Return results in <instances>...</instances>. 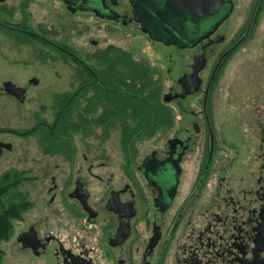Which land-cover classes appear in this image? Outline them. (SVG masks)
Listing matches in <instances>:
<instances>
[{
	"label": "flooded vegetation",
	"instance_id": "obj_1",
	"mask_svg": "<svg viewBox=\"0 0 264 264\" xmlns=\"http://www.w3.org/2000/svg\"><path fill=\"white\" fill-rule=\"evenodd\" d=\"M47 1L169 48V84L165 92L157 83L135 88L129 51L108 44L99 65L73 54L86 76L73 92L57 94L51 123L0 126L12 137L0 138V207L14 211L4 240L10 264H264V63L237 65L227 79L229 59L255 31L264 0H251L246 13L245 0H225L211 13L203 12L210 0ZM24 18L10 27L37 35ZM162 19L167 31L155 34ZM4 82L1 92L23 103L26 87L20 100ZM100 104L109 111L99 124L73 115ZM230 111L252 143L224 142L216 114ZM166 124L171 134L137 155L145 133ZM97 129L100 144L120 132L117 154L97 152ZM32 136L37 155L26 150Z\"/></svg>",
	"mask_w": 264,
	"mask_h": 264
},
{
	"label": "rangeland",
	"instance_id": "obj_2",
	"mask_svg": "<svg viewBox=\"0 0 264 264\" xmlns=\"http://www.w3.org/2000/svg\"><path fill=\"white\" fill-rule=\"evenodd\" d=\"M251 0L240 2L243 13L249 9ZM11 13V15L9 14ZM28 16V23L33 34H22L12 29V22H20ZM25 19V18H24ZM257 24V23H256ZM106 22L92 21L84 16H69L64 10L47 0H0V87L3 81H11L16 86L26 87V95L23 103L17 102L0 90V126L2 127H27L34 126L37 119H45L51 123L55 116L57 94L73 92L86 76L84 68L73 58V54L86 66L101 64L104 59L108 44L122 46L129 51L128 75L130 84L139 88L147 83H157L161 92L167 91L169 79L166 69L168 68L169 48L142 41L139 35L124 29H113ZM255 31L248 41L229 59L231 63L227 73V79L233 78L237 65L260 66L264 63V12L261 14ZM44 39V40H43ZM96 40L97 44H92ZM51 42L60 45L67 44L70 52L56 49ZM109 52V51H108ZM229 66V67H230ZM118 70L121 67L118 66ZM122 72V71H121ZM36 80V85L28 84L30 79ZM90 92V89H86ZM88 95V94H87ZM85 104L81 103V106ZM100 104L96 112L89 110L74 112L81 122L100 123L107 115L108 109ZM170 109V106H168ZM173 110V109H172ZM175 120L178 121L180 114L175 111ZM79 113V114H78ZM240 127H244V115L240 113ZM217 124H222V138L225 143L237 144V140L248 138L252 143L250 131L244 128H236L233 121V112L229 115L216 114ZM76 120V119H75ZM225 120H227L225 122ZM129 122H131L129 118ZM224 122V123H223ZM224 124V125H223ZM169 124L158 127L153 132L145 133L147 137L139 140L140 155L142 151L153 148L162 143L164 137L171 134ZM119 131L113 130L109 137L101 143L99 139L102 133L96 131V150L99 154H117L115 144L120 138ZM0 138L11 141L12 137L0 133ZM26 143L27 153L38 154L35 138L29 137ZM26 142V139L24 140ZM247 144V142H246ZM240 148L242 146H239ZM244 149V148H242ZM142 150V151H141ZM232 156L234 152L226 151ZM40 154V153H39ZM143 154V153H142ZM235 167L229 171H239ZM9 241L0 242V248L5 255L2 264H10Z\"/></svg>",
	"mask_w": 264,
	"mask_h": 264
},
{
	"label": "water",
	"instance_id": "obj_3",
	"mask_svg": "<svg viewBox=\"0 0 264 264\" xmlns=\"http://www.w3.org/2000/svg\"><path fill=\"white\" fill-rule=\"evenodd\" d=\"M225 3V0H217V2L215 1H209V8L208 10H205L203 12H206V13H211L213 12L214 10H216L219 6L223 5ZM154 14H156V11L155 10H151ZM210 15V14H208ZM226 16V10L222 11L216 18H214V20L216 21V23L218 24L220 21H222L224 19V17ZM167 24V21L166 19H162L161 20V30L160 31H156L155 34H161V32H166L167 31V28H166V25ZM213 28H210L208 30V32H206L205 34H203V36H206L209 34V32L212 30ZM211 33V32H210ZM167 35V34H166ZM164 35H161V37L163 38ZM31 82L33 84H36V80L35 79H32ZM3 90L8 93V94H11V95H15L17 97H19V99H23V93H24V89L21 88V87H18L16 85H14L11 81H5L3 83Z\"/></svg>",
	"mask_w": 264,
	"mask_h": 264
},
{
	"label": "trees",
	"instance_id": "obj_4",
	"mask_svg": "<svg viewBox=\"0 0 264 264\" xmlns=\"http://www.w3.org/2000/svg\"><path fill=\"white\" fill-rule=\"evenodd\" d=\"M130 102L132 100L130 99ZM138 117L137 115H135ZM14 211L12 206H8L7 209L0 207V242L6 240L11 232L10 218L12 217ZM3 254V250L0 248V260Z\"/></svg>",
	"mask_w": 264,
	"mask_h": 264
}]
</instances>
